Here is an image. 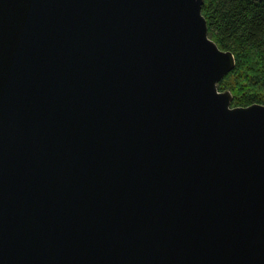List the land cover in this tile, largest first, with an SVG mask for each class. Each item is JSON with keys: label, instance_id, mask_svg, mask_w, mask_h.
Returning a JSON list of instances; mask_svg holds the SVG:
<instances>
[{"label": "water", "instance_id": "1", "mask_svg": "<svg viewBox=\"0 0 264 264\" xmlns=\"http://www.w3.org/2000/svg\"><path fill=\"white\" fill-rule=\"evenodd\" d=\"M204 0H0V264H264V104Z\"/></svg>", "mask_w": 264, "mask_h": 264}, {"label": "trees", "instance_id": "2", "mask_svg": "<svg viewBox=\"0 0 264 264\" xmlns=\"http://www.w3.org/2000/svg\"><path fill=\"white\" fill-rule=\"evenodd\" d=\"M201 12L208 36L235 58L218 82L232 106L264 104V0H204Z\"/></svg>", "mask_w": 264, "mask_h": 264}]
</instances>
